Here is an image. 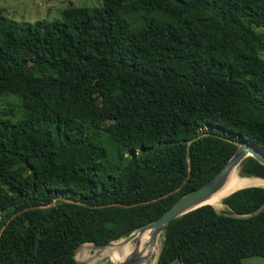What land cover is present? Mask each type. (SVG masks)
Returning <instances> with one entry per match:
<instances>
[{
  "label": "trees",
  "instance_id": "1",
  "mask_svg": "<svg viewBox=\"0 0 264 264\" xmlns=\"http://www.w3.org/2000/svg\"><path fill=\"white\" fill-rule=\"evenodd\" d=\"M263 51L264 0L0 13V264H74L78 245L125 237L204 183L237 142L264 149ZM239 166L264 179L251 156ZM221 203L169 221L156 264L264 256V186Z\"/></svg>",
  "mask_w": 264,
  "mask_h": 264
},
{
  "label": "water",
  "instance_id": "2",
  "mask_svg": "<svg viewBox=\"0 0 264 264\" xmlns=\"http://www.w3.org/2000/svg\"><path fill=\"white\" fill-rule=\"evenodd\" d=\"M246 156H251L258 163L264 166V149L250 142H247V141L237 142L236 149L233 152V154L229 157V159L224 163V165L212 177H210L204 183L199 185L197 188L177 198L170 206H168L163 212H161L155 219L144 224L143 226L139 228H136L135 230L131 231L128 235L120 239L119 241L120 245H123L129 242L131 239H133L137 231L140 232L141 234L144 230L147 229L149 232L148 234L149 239L147 243L148 248L145 251V253H142L141 251L137 252L133 250V249H136L139 243L138 239L136 238L133 248L128 251V253L126 254V257H124L123 260L117 261L116 263H112V264H141V263H144L151 254L150 247L153 244H155L156 237L159 232L163 231L164 226L172 219L194 208H197L201 205H205V204H199V203L203 199L208 197L211 193H213L214 191L219 189L221 186H223V184L225 183L227 179L229 171L233 167H235ZM248 186H252V185H248ZM255 186H258V185H255ZM263 207H264V204L261 207H259L257 210L262 209ZM110 242L112 241H108L102 244H97V245H94V247H101V246L109 244ZM135 253H137V255H134ZM158 257H159V249L155 251L154 253L152 264L157 263ZM74 264H86V261L75 258Z\"/></svg>",
  "mask_w": 264,
  "mask_h": 264
},
{
  "label": "rangeland",
  "instance_id": "3",
  "mask_svg": "<svg viewBox=\"0 0 264 264\" xmlns=\"http://www.w3.org/2000/svg\"><path fill=\"white\" fill-rule=\"evenodd\" d=\"M100 3H101V0H0V13L5 18L13 20V21H25V22H30V23L35 22V21H47L48 22V21H53V20H60L61 11L66 6L83 5L87 7H94V6H99ZM261 56L264 58V51L261 52ZM203 128L204 127H201V129ZM240 162L235 166L237 175L239 177H253L251 175H243L240 173V166H239ZM257 182L258 181H256L255 183ZM213 208L216 211H222L226 209V207L221 203V201L219 202L218 205H216ZM162 233L163 231L159 232L156 237L157 244L159 243L157 245L158 248L160 247V242L162 240ZM121 238L114 240L112 242H115V241L117 242ZM134 242H135V237L127 243L128 245H131V244L133 245ZM127 243H126V246H127ZM80 246L81 244L77 246V248L75 249V252ZM89 246L91 247H89V249L87 248L86 253L83 255H85L91 260V257L93 256L94 258V255L98 253L99 251L93 249V246H94L93 244L89 243ZM154 253L155 251L151 252L147 261H150V262L152 261ZM81 260H84V259H81ZM93 264H112V263L108 259L107 256H101L95 259ZM168 264H180V263L177 261H173ZM240 264H264V256H246L240 260Z\"/></svg>",
  "mask_w": 264,
  "mask_h": 264
},
{
  "label": "bare ground",
  "instance_id": "4",
  "mask_svg": "<svg viewBox=\"0 0 264 264\" xmlns=\"http://www.w3.org/2000/svg\"><path fill=\"white\" fill-rule=\"evenodd\" d=\"M257 178H259V177H257ZM257 178L256 177H239L236 173L235 167H233L229 171L227 179H226L225 183L223 184V186H221L219 189H217L216 191L211 193L208 197L203 199L199 204H209L212 207H215L216 205L219 204L222 197H224L227 193L231 192L232 190H234L236 188L248 186V185L264 186V181H261ZM260 179H262V178H260ZM262 180H264V179H262ZM256 181H258V182L255 183ZM148 234H149V232L146 229L141 234H140V232L137 231L134 235L135 239L136 238L138 240L143 239V246L140 250L142 253H145V251L148 248V245H147L148 239H149ZM119 241L110 242L109 244L101 246V247H94L93 246V249H95V250H98V249L103 250L104 249L103 250L104 256H107L108 259L111 261V263H116L117 261L123 260L124 257H126L127 250L132 246V244L128 245V243H127V246H126V243L123 245H120ZM84 244H89V243H84ZM158 244L156 241V243L150 247L151 252L157 251L159 249L157 247ZM82 246H85V245H82ZM82 246H80V247H82ZM79 248L75 252V258H77L76 254L78 251H81V250H84L87 248L89 249V247H84V248H80V249ZM135 251H137V250H135ZM83 254H85V253H83ZM83 254L81 256V259H84L86 261V264H93L92 261ZM134 255H137V253H135ZM141 264H152V261L150 262V261L146 260L144 263H141Z\"/></svg>",
  "mask_w": 264,
  "mask_h": 264
}]
</instances>
